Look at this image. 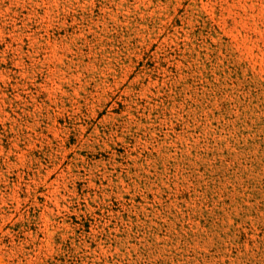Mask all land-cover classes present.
<instances>
[{"label": "rangeland", "instance_id": "1", "mask_svg": "<svg viewBox=\"0 0 264 264\" xmlns=\"http://www.w3.org/2000/svg\"><path fill=\"white\" fill-rule=\"evenodd\" d=\"M0 264H264V0H0Z\"/></svg>", "mask_w": 264, "mask_h": 264}]
</instances>
